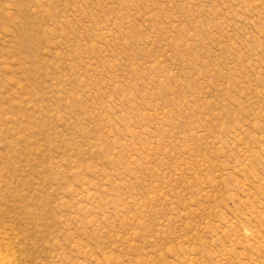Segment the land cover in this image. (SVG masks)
Returning a JSON list of instances; mask_svg holds the SVG:
<instances>
[{"label":"rangeland","instance_id":"obj_1","mask_svg":"<svg viewBox=\"0 0 264 264\" xmlns=\"http://www.w3.org/2000/svg\"><path fill=\"white\" fill-rule=\"evenodd\" d=\"M5 264H264V0H0Z\"/></svg>","mask_w":264,"mask_h":264},{"label":"bare ground","instance_id":"obj_2","mask_svg":"<svg viewBox=\"0 0 264 264\" xmlns=\"http://www.w3.org/2000/svg\"><path fill=\"white\" fill-rule=\"evenodd\" d=\"M4 259L0 257V264H5Z\"/></svg>","mask_w":264,"mask_h":264}]
</instances>
